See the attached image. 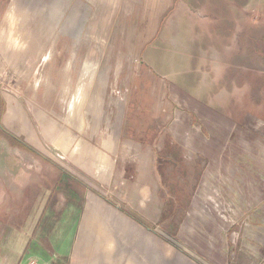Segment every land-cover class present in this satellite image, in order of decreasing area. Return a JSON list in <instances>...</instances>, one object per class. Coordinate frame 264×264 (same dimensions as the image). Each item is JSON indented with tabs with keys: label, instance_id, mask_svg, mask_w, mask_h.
<instances>
[{
	"label": "crops",
	"instance_id": "crops-1",
	"mask_svg": "<svg viewBox=\"0 0 264 264\" xmlns=\"http://www.w3.org/2000/svg\"><path fill=\"white\" fill-rule=\"evenodd\" d=\"M93 3L86 23L134 40L91 97L57 67V162L20 151L6 183L14 264H264V0Z\"/></svg>",
	"mask_w": 264,
	"mask_h": 264
},
{
	"label": "rangeland",
	"instance_id": "rangeland-1",
	"mask_svg": "<svg viewBox=\"0 0 264 264\" xmlns=\"http://www.w3.org/2000/svg\"><path fill=\"white\" fill-rule=\"evenodd\" d=\"M94 1L0 0V213L3 212L1 217L5 220H9L8 203L14 201L8 199L11 192L8 187L14 188L11 182L22 181V160L18 153L27 151L34 155L33 159L36 155L47 164L57 162L51 155L50 102L56 97L55 92L63 88L66 70L57 67L65 62L67 76L72 77V88H75L74 78L84 66L91 97L96 91L92 81L98 74L97 69L102 65L105 68L108 50L121 46L128 49L133 43L134 39L130 38H105L113 23H86L91 21ZM172 38L166 36L167 41ZM9 113L13 120H7ZM36 117L42 121H36ZM64 125L65 122H59V129ZM29 135L38 143H30ZM11 167H14L12 174ZM50 169L46 174L53 173ZM12 217L18 218L17 213L13 212ZM13 224L19 222L0 221V262L3 264H14L22 258L15 252L21 251L24 243L11 233Z\"/></svg>",
	"mask_w": 264,
	"mask_h": 264
}]
</instances>
